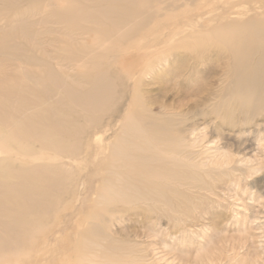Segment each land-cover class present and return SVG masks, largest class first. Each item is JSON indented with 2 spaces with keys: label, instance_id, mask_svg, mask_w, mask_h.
<instances>
[{
  "label": "bare ground",
  "instance_id": "obj_1",
  "mask_svg": "<svg viewBox=\"0 0 264 264\" xmlns=\"http://www.w3.org/2000/svg\"><path fill=\"white\" fill-rule=\"evenodd\" d=\"M242 3L264 9V0H0V264H36L22 258L23 247L34 248L60 195L80 179L93 210L71 242L74 260L60 264H145L135 244L110 237L101 223L140 209L175 228L177 215L190 212L191 192L209 189L202 180L209 171L185 143L186 119L155 111L138 91L146 72L135 71L139 64L178 58L163 72L177 83L193 58L183 80L198 85L183 93H201L206 69L193 73L206 56L173 51L218 47L223 76L214 78L203 115L239 131L257 125L249 135L264 138L257 122L264 121V12L236 17ZM257 159L236 161L258 171ZM83 162L91 167L81 177L74 167Z\"/></svg>",
  "mask_w": 264,
  "mask_h": 264
},
{
  "label": "rangeland",
  "instance_id": "obj_2",
  "mask_svg": "<svg viewBox=\"0 0 264 264\" xmlns=\"http://www.w3.org/2000/svg\"><path fill=\"white\" fill-rule=\"evenodd\" d=\"M235 10L239 11L240 14L236 16L239 18L264 12L263 8L253 3H242ZM178 37L180 35L174 40ZM218 50V47L209 44L202 52H189L181 47L173 51L190 53L197 60H201L203 55L206 56L205 60L198 63L195 70L197 72L193 73L201 76L199 69H206L201 84L202 94L183 93L186 89L194 90L198 85L183 80V75L192 74L187 67L192 64L193 58L181 72L182 77L177 78V83L163 72L173 69L178 58L171 64L162 60L165 58L162 56L152 66L139 64L135 67V71L146 69L140 81L143 84L140 83L138 91L154 103L153 107H159L156 112L161 110L175 113L176 119H186V125H182L188 136L185 143L193 145L191 150L196 161L205 165H202L203 170L209 171L208 174H202V180L209 189L200 193L191 192L190 212L185 217L183 214L177 215L180 220L175 228H171L165 220H155L152 213L145 218L140 209L119 213L111 222L101 223L110 237L135 244L136 249L140 250L139 254L145 256V264H264V138L259 137L258 140L252 133L249 135L248 132L258 128L257 125L252 124L239 131L229 125L220 124V119L215 120L213 115H203L207 110L206 102L211 96L210 92L213 91L210 89L213 88L214 78L223 76L220 72L221 63L214 60ZM171 57L169 56L170 59ZM208 66L215 67L216 72L207 71ZM136 80V77L129 80L131 86ZM257 122L264 126V121ZM192 129L194 131L190 133ZM107 137V133L104 134L105 141H108ZM246 139L250 140V149H244L247 146ZM3 155L1 151L0 157ZM243 155L247 159L259 157V170L249 169L248 164L251 162L246 160L247 163L236 161ZM222 160L228 164L221 166ZM89 167L90 162H83L74 167V172L83 177L88 173ZM83 180L80 179L77 184L72 183L71 195H60L56 212L49 215L42 224L44 232L34 235L38 243L36 241L32 249L23 247L28 250L22 255L25 261L32 259L37 261L36 264H60L63 259L74 260L75 257L70 252L75 243L71 242L75 240L78 231L86 228V222H81L82 216L93 210L90 209L93 195L87 196L85 201L87 193L84 191ZM64 204L66 207L62 210ZM121 231H127L129 236L122 237ZM62 247H67L68 253L62 252Z\"/></svg>",
  "mask_w": 264,
  "mask_h": 264
}]
</instances>
